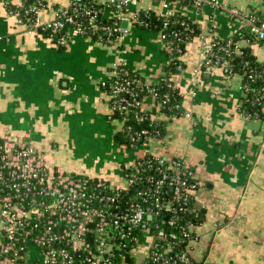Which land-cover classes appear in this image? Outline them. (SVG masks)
<instances>
[{
	"label": "crops",
	"instance_id": "crops-1",
	"mask_svg": "<svg viewBox=\"0 0 264 264\" xmlns=\"http://www.w3.org/2000/svg\"><path fill=\"white\" fill-rule=\"evenodd\" d=\"M20 1L0 0V136L8 133L15 140H28L65 172H71V165L83 167L69 159L73 135L79 141L91 139L97 148H107L116 162L72 171L101 176L116 186L124 183V167L147 153L184 159L199 183L197 205L205 209L186 264H264V116L246 119L240 112V74L202 69L205 42L235 35L244 28L243 20L224 9L176 0H136L126 8V14H185L201 28L181 56L185 67L172 77L190 115L169 119L164 137L128 147L115 139L124 122L110 119L111 96L100 83L118 63L154 82L167 62L160 32L132 27L115 43L105 44L72 30L70 42L60 48L18 22L7 5ZM45 1L43 23L54 18L56 5L70 2ZM222 1L242 12L264 15V0ZM117 14L111 5L104 7L105 18ZM239 46H250L264 62L263 44L242 39ZM143 107L154 109L156 96H146ZM140 245L139 250H145L149 239L143 238Z\"/></svg>",
	"mask_w": 264,
	"mask_h": 264
},
{
	"label": "built area",
	"instance_id": "built-area-1",
	"mask_svg": "<svg viewBox=\"0 0 264 264\" xmlns=\"http://www.w3.org/2000/svg\"><path fill=\"white\" fill-rule=\"evenodd\" d=\"M134 1L136 0H70L67 5L71 6L70 9L61 12L55 10L54 18L46 23L40 19L42 7L33 6L28 11L35 13V26L47 25L49 28L53 27L54 32L65 28L66 32L57 43L67 46L71 40L70 31L75 30L85 36L89 29L100 28L97 20L100 13L103 15L104 9L100 10L98 5H111L118 13L115 15L118 20L102 28L109 34L108 43L113 44L138 22L137 12H124ZM176 1L189 2L198 8L224 9L243 20L244 29L253 37V43L264 45V15L260 16L253 11L242 12L222 0ZM158 14L168 16L172 13ZM15 15L20 24L25 23L18 14ZM84 17L88 20L85 25L81 20ZM124 21L127 22V27L123 26ZM159 32L164 42L166 35ZM164 44L166 50H171L170 42ZM228 47L219 44L217 37L205 42L202 50L203 71L211 72L215 68L224 70L228 61L218 52L229 51ZM176 50L184 54L182 49ZM235 52H239L238 47ZM125 65L118 63L113 66L115 80L110 96L129 93L132 98L120 96L113 108L117 107L123 113H128L133 105L145 109V97L154 94L157 98V88L152 87L151 82L129 78ZM134 83L145 86L148 94L138 98L136 91H133ZM242 91L245 96L247 90L243 86ZM156 102V107L162 106V102ZM184 115L190 114L185 110ZM244 117L250 119L249 116ZM156 118L159 115H152V119ZM121 120L125 122V118ZM150 133L148 129H143L138 134H130L132 147L138 146L137 141L142 135L145 137L141 145L148 144L152 138H159ZM154 157L159 163L158 176L142 177L139 174V158L128 166L136 172L129 175L124 171L123 185L116 186L101 176H79L65 172L59 166H52L28 140H15L8 133L0 136V264L189 262L190 245L198 240L196 228L199 225L188 223L181 226L187 246L180 256L173 258L168 254L174 241L170 240L166 244L161 243V240L165 238L166 227L175 224L174 217L178 213L176 205L182 210L193 199L194 207L202 208L197 205L196 200L199 183L194 180V170L184 159ZM142 179L145 188L138 183ZM168 187L173 189L172 196H168ZM130 189L135 190L133 195L125 193ZM147 195L150 200L143 204L141 196ZM167 211L172 212L174 217L161 218V212ZM142 238L149 239V245L140 251ZM167 238L176 240L177 234L170 232ZM126 254L131 256L132 262H127Z\"/></svg>",
	"mask_w": 264,
	"mask_h": 264
},
{
	"label": "trees",
	"instance_id": "trees-1",
	"mask_svg": "<svg viewBox=\"0 0 264 264\" xmlns=\"http://www.w3.org/2000/svg\"><path fill=\"white\" fill-rule=\"evenodd\" d=\"M190 4L189 2H184ZM40 6L42 8L47 7V2L45 0H23L20 5L12 4L11 2L7 5L8 10L12 14H18L20 18L25 22L24 24L30 28L36 29L44 37L49 38L52 42L57 44L60 48H65L66 46H60L57 41L66 32L65 28L53 31V27H48L47 25L35 26V13L33 11H28L29 8L33 6ZM71 8V6H61L56 5L53 9L54 11L61 12L64 9ZM98 8L100 10L104 9L103 4H99ZM126 10H124L125 12ZM138 22H135L134 27L155 29L157 31H162L166 35L164 43H171V50H166L167 62L164 64L163 73L154 81L151 82L152 87L157 88L158 96L156 101L162 102V106L155 107L151 110L142 109L139 105H133L130 107L128 113H123L115 106L117 99L120 96H128L132 98L129 93H122L121 95L110 98V119H124V127L121 131L117 132L115 139L117 142L132 147V141L130 139V134H138L143 129H148L151 136H158L159 138L164 137L166 125L169 119L173 117H180L184 115V96L180 89L174 84L173 75L178 73L185 67L182 60V54L176 49L180 48L184 52L187 48V44L193 40L195 37L200 36L201 28L194 22L189 16L185 14H171L168 16L160 15L152 10H142L137 12ZM18 18V17H17ZM83 24H87V18L81 19ZM118 20V16L112 18H105L102 13L97 22L100 25L98 29H89L84 37H89L102 43L109 44L108 39L109 34L107 30L103 29V26L111 25L113 22ZM242 39H247L249 43H253V37L244 29H240L235 35L229 36L227 38H217L219 44L229 46V51H219L218 54L228 61V66L224 68V72L227 75L240 74L242 76V86L246 89V95L242 98V103L240 106V112L243 116H249L250 119L261 118L264 116V62L257 59L255 54H253L250 46H239V41ZM239 48V52H235V48ZM129 72V78L131 79H141L146 81L138 72L132 70L128 65H125ZM114 68L111 70V75L106 78L105 81H101L100 86L104 88L109 94H112V84L114 82ZM133 91H136L138 98H142L148 94L147 88L143 85H137L134 83L132 85ZM157 104V102H156ZM159 104V103H158ZM152 115H159V118L152 119ZM143 116V117H142ZM168 118V119H166ZM140 140L137 141L138 145H141L144 140L145 135L141 136ZM148 140V139H147ZM139 174L144 177L152 175L154 177L158 176L157 167L159 163L157 159L151 153H147L144 157L139 159ZM124 171L127 174H132L136 170L132 167L125 166ZM197 181L196 179H194ZM139 185L145 188L144 180H139ZM168 196L173 195L172 188H166ZM126 194L133 195L135 190L130 189L125 192ZM143 204L149 202V195L141 196ZM139 198V200L141 201ZM146 199V201H145ZM178 208V213L174 217L172 212H161V218H175L174 225H168L165 229V238L161 240V243H168L171 240L172 248L169 250V256L173 258L177 255H181L187 246V239L183 236L181 231V226H185L188 223H193L195 225H200L204 218V208L197 209L193 205V199L188 203L187 208L182 210ZM170 232H175L177 234V239H168L167 236ZM127 262H132L133 259L129 254H126ZM191 256L189 257V261ZM180 264H186L181 263Z\"/></svg>",
	"mask_w": 264,
	"mask_h": 264
},
{
	"label": "rangeland",
	"instance_id": "rangeland-1",
	"mask_svg": "<svg viewBox=\"0 0 264 264\" xmlns=\"http://www.w3.org/2000/svg\"><path fill=\"white\" fill-rule=\"evenodd\" d=\"M95 40V39H94ZM75 135V134H74ZM73 135V141L71 143H69V146H71V148L74 149V151H72L73 153H71V155L69 156V159L71 160L72 163L75 164L78 163L79 165L85 167L86 169L83 170H90L92 171L95 167L96 164H103V163H107V162H113L115 163V160H111V156L110 153L108 152L107 148H97L93 141L91 139H89L88 141H79L76 140V135ZM75 139V140H74ZM127 146V145H126ZM118 163H120L119 160H117ZM60 165H62L61 163H59ZM76 169H81V167L79 166H74L71 165V169L75 170ZM71 173L77 174L79 176H83V175H88V176H92L89 173H85L84 171H72ZM83 172V173H80ZM98 174H100L98 172ZM143 239V238H142Z\"/></svg>",
	"mask_w": 264,
	"mask_h": 264
},
{
	"label": "water",
	"instance_id": "water-1",
	"mask_svg": "<svg viewBox=\"0 0 264 264\" xmlns=\"http://www.w3.org/2000/svg\"><path fill=\"white\" fill-rule=\"evenodd\" d=\"M123 26L127 27V22L126 21L123 22ZM149 218H151V216H149Z\"/></svg>",
	"mask_w": 264,
	"mask_h": 264
}]
</instances>
